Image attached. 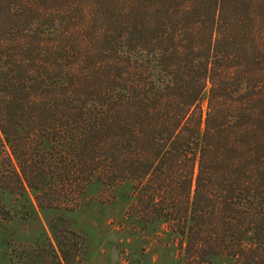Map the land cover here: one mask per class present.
<instances>
[{
	"label": "trees",
	"instance_id": "obj_1",
	"mask_svg": "<svg viewBox=\"0 0 264 264\" xmlns=\"http://www.w3.org/2000/svg\"><path fill=\"white\" fill-rule=\"evenodd\" d=\"M0 153L39 209L100 180L187 262L264 264V0H0Z\"/></svg>",
	"mask_w": 264,
	"mask_h": 264
},
{
	"label": "rangeland",
	"instance_id": "obj_2",
	"mask_svg": "<svg viewBox=\"0 0 264 264\" xmlns=\"http://www.w3.org/2000/svg\"><path fill=\"white\" fill-rule=\"evenodd\" d=\"M101 182L93 180L86 187L76 210L39 209L31 191L12 192L7 161L0 153V264H40L42 248L48 243L57 248L55 236L77 243L73 264H192L164 224L137 222L125 201L128 191L110 192ZM210 264L235 263L220 256Z\"/></svg>",
	"mask_w": 264,
	"mask_h": 264
}]
</instances>
